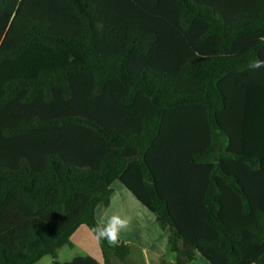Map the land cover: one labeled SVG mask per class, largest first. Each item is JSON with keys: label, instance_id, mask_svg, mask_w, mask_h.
I'll use <instances>...</instances> for the list:
<instances>
[{"label": "trees", "instance_id": "16d2710c", "mask_svg": "<svg viewBox=\"0 0 264 264\" xmlns=\"http://www.w3.org/2000/svg\"><path fill=\"white\" fill-rule=\"evenodd\" d=\"M256 59L264 0H0V264H129L124 241L57 260L115 180L162 264H264Z\"/></svg>", "mask_w": 264, "mask_h": 264}, {"label": "crops", "instance_id": "0c3cea01", "mask_svg": "<svg viewBox=\"0 0 264 264\" xmlns=\"http://www.w3.org/2000/svg\"><path fill=\"white\" fill-rule=\"evenodd\" d=\"M112 187L113 193L110 204L108 206L99 204L96 208L97 220L103 223L111 215H120L127 218L129 220V226L121 232L120 240L130 243L135 249H139L146 254L149 251L154 253L160 252L155 254V257L160 259L159 256L161 254L166 252V250L170 251L168 247V231L163 230L158 225L155 215L137 199L122 181L115 180L112 183ZM95 258L103 262L99 257ZM175 259L176 256H173L171 262H168L173 263ZM198 260L201 261L200 254L197 256L196 262ZM147 261V264H152L149 259ZM194 262L190 264H194Z\"/></svg>", "mask_w": 264, "mask_h": 264}, {"label": "rangeland", "instance_id": "374dc122", "mask_svg": "<svg viewBox=\"0 0 264 264\" xmlns=\"http://www.w3.org/2000/svg\"><path fill=\"white\" fill-rule=\"evenodd\" d=\"M142 221V220H140ZM146 226V224H145ZM71 241L73 246H64L58 251L57 260L60 262L69 261L76 256L79 255H91L95 257H99L100 260H103L102 250L99 245V242L96 240L91 229L85 225L81 226L72 236ZM122 241V240H120ZM160 252H152L149 251L147 254L141 252L139 249H135L133 247L131 252V262L129 264H147L151 261L152 264H162L158 258L155 257V254ZM164 256L165 260L170 261L173 259L174 253L166 250L161 256ZM159 256V257H161ZM200 260H195L194 264H211L208 260L200 255ZM203 262V263H201ZM36 264H53V258L49 255L44 256L41 260H39Z\"/></svg>", "mask_w": 264, "mask_h": 264}, {"label": "clouds", "instance_id": "9594fccd", "mask_svg": "<svg viewBox=\"0 0 264 264\" xmlns=\"http://www.w3.org/2000/svg\"><path fill=\"white\" fill-rule=\"evenodd\" d=\"M249 68L258 70L264 68V60H253ZM129 226V220L120 215H111L105 222L97 224L93 229L97 241L107 242L110 246H118L120 243V234Z\"/></svg>", "mask_w": 264, "mask_h": 264}]
</instances>
